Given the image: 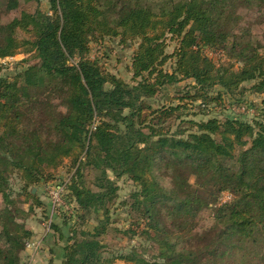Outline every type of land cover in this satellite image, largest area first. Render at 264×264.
<instances>
[{
    "label": "trees",
    "instance_id": "trees-1",
    "mask_svg": "<svg viewBox=\"0 0 264 264\" xmlns=\"http://www.w3.org/2000/svg\"><path fill=\"white\" fill-rule=\"evenodd\" d=\"M0 7L16 11L0 18V264H24L35 208L64 241L62 264H264V39L242 12L264 23V0ZM113 41L132 49L130 80L91 54ZM19 53L29 57L3 74ZM247 91L261 99L251 118L204 112ZM122 177L137 187L119 202ZM54 180L72 214L33 191ZM118 208L129 227L116 226ZM206 210L212 221L199 228ZM112 231L140 244L108 257Z\"/></svg>",
    "mask_w": 264,
    "mask_h": 264
},
{
    "label": "rangeland",
    "instance_id": "rangeland-1",
    "mask_svg": "<svg viewBox=\"0 0 264 264\" xmlns=\"http://www.w3.org/2000/svg\"><path fill=\"white\" fill-rule=\"evenodd\" d=\"M43 3L44 5L42 4V7H44V9H47L48 7L47 2L44 1ZM23 9L32 10L34 9V5L33 4L26 5L24 6ZM242 12L245 18L244 24L251 26L253 33L256 34L259 38L264 39V23L260 22V17H258V15H256L253 11L243 10ZM15 13L16 11H12L8 13L6 12L5 8L0 7V18L1 19L6 18L7 14L13 15ZM172 49L173 48L170 47L168 50L171 52ZM205 51L214 60L216 61L220 60V57H221L220 54L215 53L213 51L212 52L208 51L207 49ZM91 54L92 56L94 55L100 56V58L105 62L107 68L110 69L112 72H115L116 74H118L119 76L123 77L126 80H130L131 75L129 71H127V67L131 61L130 57L132 54V49H127L125 47L123 48L121 47L120 44H118L117 41H113L112 43H109L107 47H100L99 45L96 47H93ZM28 57H29V54L19 53L14 58L10 59L11 62H9L10 64L7 65L6 69L3 71V74H7L8 72H10V74H13L14 72H16V70L18 71V69L21 68L19 65V62L24 60V58H28ZM188 82H191V81H188ZM250 86H251V83L245 84L246 89H248ZM177 88H178L177 85H174V86L168 87L167 91L157 93V95L154 97L155 102H157V104H160L159 100L160 101L164 100L165 93H169L171 96H173L175 91L178 90ZM240 95L241 94L237 93L236 97H234L233 99H230L229 96H225L226 103L223 106L211 105L212 107L209 106L208 108L204 110V112L208 113V115H211V116L218 115L219 117L224 116L227 113L232 114L233 112L240 113V114L244 113L243 116L246 115L249 118H251L252 115L255 112H257L256 107H258L257 105L260 104L261 99L250 91H247L243 96H240ZM165 100L169 101L168 98H165ZM240 100H244L246 102V106L248 109L242 110V107H238L239 104H237L236 102ZM157 104L155 103L153 106L157 108ZM224 109H226V111ZM195 111L199 112V109H196ZM203 116L204 114L199 113V115H197L196 118H202ZM176 127L177 126L175 125L173 129H176ZM67 173H69V165H64L63 167L56 170L57 175L64 174L66 176ZM112 177L114 176L112 175ZM190 180L192 182L193 177L192 179L190 178ZM117 182H118L119 194H120L119 202L129 197L131 192L135 190L137 187L134 184V182L128 179L127 177H122ZM52 183L55 185L57 184V182H55L54 180L48 183H42L38 185L37 187L33 188L34 192H36L40 196L42 202L44 203V208H46L47 206V209L49 208V202H50V197L47 193V190L55 187L52 185ZM228 198H229V195L226 192H223L222 197L219 201L223 202L227 200ZM24 206L28 208V204H25ZM45 210L46 209L35 208L34 213H32V215L29 217L28 224L31 226H36L37 224L44 223L45 224L44 227L45 228L48 227V232H50L51 229L49 228V224H48L49 222L47 223V220H46V213L48 214V211L47 210L45 211ZM114 218L118 220L116 223V226H119L120 228L129 227L128 220H127V213L124 211V209L118 208L114 214ZM200 219L201 221H200L199 228H203L205 225H208L212 221L209 210H206V212L205 211L202 212ZM96 223L97 222L95 221L94 216H92V220L90 221L89 226L93 227L94 225H96ZM106 242H108V244L110 245L109 251L106 255L108 257L113 256V255L115 256L120 255L121 253L128 251L130 249V246L134 244H137V245L140 244L139 240L137 239L135 241L134 240L130 241L128 236H122L121 234L117 235L113 231L109 235L106 236ZM144 244L148 246L150 243L145 242ZM150 252L154 253L155 251L151 250ZM114 264H126V263L122 259L116 258Z\"/></svg>",
    "mask_w": 264,
    "mask_h": 264
},
{
    "label": "crops",
    "instance_id": "crops-1",
    "mask_svg": "<svg viewBox=\"0 0 264 264\" xmlns=\"http://www.w3.org/2000/svg\"><path fill=\"white\" fill-rule=\"evenodd\" d=\"M44 225L42 223L31 226L34 232L33 239L39 246L35 250L27 247L24 252V264H62L64 241L54 230L48 232V227L45 228Z\"/></svg>",
    "mask_w": 264,
    "mask_h": 264
},
{
    "label": "built area",
    "instance_id": "built-area-1",
    "mask_svg": "<svg viewBox=\"0 0 264 264\" xmlns=\"http://www.w3.org/2000/svg\"><path fill=\"white\" fill-rule=\"evenodd\" d=\"M53 188L51 189H48L47 190V193L49 195V197L51 198L52 200V203H53V208H57L56 210H62L64 212H67L68 214H72L73 213V208H72V205L68 202V200L64 197V189L59 186V185H55V184H52ZM39 246L38 242H29L27 244V247L29 248H37Z\"/></svg>",
    "mask_w": 264,
    "mask_h": 264
},
{
    "label": "water",
    "instance_id": "water-1",
    "mask_svg": "<svg viewBox=\"0 0 264 264\" xmlns=\"http://www.w3.org/2000/svg\"><path fill=\"white\" fill-rule=\"evenodd\" d=\"M34 191V190H33Z\"/></svg>",
    "mask_w": 264,
    "mask_h": 264
}]
</instances>
